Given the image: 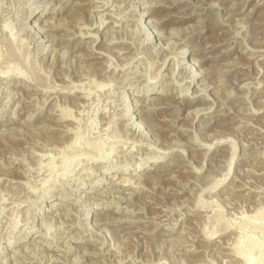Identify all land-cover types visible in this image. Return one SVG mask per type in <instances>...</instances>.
<instances>
[{"label":"rangeland","instance_id":"1","mask_svg":"<svg viewBox=\"0 0 264 264\" xmlns=\"http://www.w3.org/2000/svg\"><path fill=\"white\" fill-rule=\"evenodd\" d=\"M263 211L264 0H0V264H243Z\"/></svg>","mask_w":264,"mask_h":264},{"label":"bare ground","instance_id":"2","mask_svg":"<svg viewBox=\"0 0 264 264\" xmlns=\"http://www.w3.org/2000/svg\"><path fill=\"white\" fill-rule=\"evenodd\" d=\"M82 1V0H81ZM79 3V2H78ZM27 15H33V16H36V17H39V13L38 12H34L33 11V9H31V10H29L28 11V13H27ZM8 45H13V42H11L10 41V39H8ZM182 52V51H181ZM183 53V52H182ZM188 65V64H187ZM193 68V67H192ZM106 70V69H105ZM199 71V70H198ZM24 75H25V73H24ZM27 77V76H26ZM201 89V88H200ZM203 90V89H202ZM140 94L141 95H143V98H164L165 97V95L164 94H166V90L164 91V90H162V89H156V91L154 90L153 91V89H152V87L150 86V87H146V89H144L143 91H141L140 92ZM149 95H152L151 97L149 96ZM187 97H188V95H187ZM154 99V100H155ZM183 100H185V101H188L187 99H186V97L183 99ZM150 101V100H149ZM196 102V101H195ZM146 103V102H145ZM167 103V102H166ZM169 104V103H168ZM171 104V103H170ZM164 105V104H163ZM193 110V109H192ZM195 110V109H194ZM64 114L65 113H63V116H64ZM66 115V114H65ZM195 116V115H194ZM8 122V121H7ZM151 123V122H150ZM75 143V140H74V138L73 139H71L70 140V142L68 143V146L69 147H72L73 145H75L74 144ZM67 146V147H68ZM73 147H75V146H73ZM72 147V148H73ZM75 150V149H74ZM65 151V150H64ZM69 152V151H68ZM172 152V151H171ZM63 153V152H62ZM70 153V152H69ZM167 153H154L153 155H151L150 157L151 158H146V159H143V161H141L140 163H138L137 165H136V170L138 171V170H143L144 172H142L141 174H145V173H147V172H149L150 171V169L152 170V171H156V170H160V169H162V168H160L161 166L163 167L165 164H166V155ZM64 156H65V154H63ZM62 155V156H63ZM73 155V154H72ZM105 155V154H104ZM102 157H104V156H102ZM71 158V157H70ZM70 158L69 159H65V157H64V159L62 158V160H64V161H62L63 162V164L62 165H64L63 167L65 168L66 166H68L72 161L70 160ZM100 158V157H99ZM231 159H232V157H231ZM99 161H100V159H99ZM166 161V162H165ZM170 162V161H169ZM167 165H168V163H167ZM63 168V169H64ZM106 168H108V166L107 167H105V169ZM110 168V167H109ZM119 168V167H118ZM160 168V169H159ZM122 170H125V167L124 168H121ZM87 174L89 175L90 174V172L88 171L87 172ZM136 174H140V172H138V173H136ZM150 174V173H149ZM149 174H146L147 176L149 175ZM157 176V175H156ZM103 178H104V176L103 177H100V178H97L96 180H94V181H92V183H91V186L92 187H96L97 185H99V180L100 179H102L103 180ZM151 179L153 178V177H150ZM155 178V177H154ZM105 179V178H104ZM124 179V178H123ZM125 181V180H124ZM154 181V180H153ZM90 183V182H89ZM156 184V183H155ZM153 188V187H152ZM120 196V195H119ZM47 205H51V202H49V203H47ZM128 208V207H127ZM97 211H99V210H97ZM86 215V214H85ZM260 215V214H259ZM258 218H260V220L258 221V224L260 223H262L263 225H264V211H263V213H261V215L260 216H257ZM134 219V218H133ZM108 220V219H107ZM246 223V222H245ZM245 223L243 222L242 224H244V226H245ZM248 223H250V221H248ZM251 223H252V221H251ZM250 223V224H251ZM252 224H254V223H252ZM260 224H259V226H260ZM255 225V224H254ZM253 225V226H254ZM251 226V225H250ZM249 226V227H250ZM30 227V226H29ZM261 227H263V226H261ZM88 230V229H87ZM27 232V231H26ZM91 232V231H90ZM25 234L26 233H23V235L21 236V237H19V238H22V237H24L25 236ZM208 234H206V236H207ZM211 235V234H210ZM238 245H240L242 242H241V240L240 239H237V242H236ZM260 244V243H259ZM253 245V243H251V245L250 244H248V247H246V246H244V248L243 247H241V248H239L238 250H237V253H238V255L243 259V264H264V251L262 250V249H259V246L257 245V248L259 249H257L256 248V246H252ZM262 245V244H261ZM260 245V246H261ZM246 247V248H245ZM262 247V246H261ZM253 248H256L257 249V253L255 252V256L254 255H252V251H253Z\"/></svg>","mask_w":264,"mask_h":264}]
</instances>
